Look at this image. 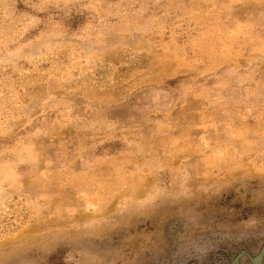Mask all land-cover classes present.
<instances>
[{"label": "rangeland", "instance_id": "1", "mask_svg": "<svg viewBox=\"0 0 264 264\" xmlns=\"http://www.w3.org/2000/svg\"><path fill=\"white\" fill-rule=\"evenodd\" d=\"M263 250L264 0H0V264Z\"/></svg>", "mask_w": 264, "mask_h": 264}, {"label": "water", "instance_id": "2", "mask_svg": "<svg viewBox=\"0 0 264 264\" xmlns=\"http://www.w3.org/2000/svg\"><path fill=\"white\" fill-rule=\"evenodd\" d=\"M263 254H264V250H263V252H262V254L255 260V261H257V264H259V263H261V259H262V256H263Z\"/></svg>", "mask_w": 264, "mask_h": 264}]
</instances>
